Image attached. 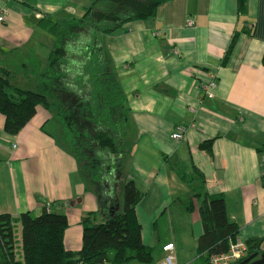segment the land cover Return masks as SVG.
<instances>
[{
  "label": "crops",
  "instance_id": "0c3cea01",
  "mask_svg": "<svg viewBox=\"0 0 264 264\" xmlns=\"http://www.w3.org/2000/svg\"><path fill=\"white\" fill-rule=\"evenodd\" d=\"M93 1L0 0V69L20 68L26 83L29 69L45 68L53 45L38 20L62 24L81 17ZM105 45L129 108L123 167L143 193L135 211L151 264L170 242L175 264H209V253L198 250L203 223L193 187L224 197L239 228L236 239H263L264 0H246L244 10L239 0H171L153 18L108 35ZM212 79L217 86L209 97ZM55 112L39 107L17 134L4 131L0 113V213L13 216L20 245V215L49 206L67 216L64 244L77 251L83 218L101 223L106 211L77 156L49 129ZM179 126L187 130L175 140ZM177 167L188 177L195 168L203 180L188 183ZM122 194L121 188L118 209ZM187 199L190 211L182 202Z\"/></svg>",
  "mask_w": 264,
  "mask_h": 264
},
{
  "label": "trees",
  "instance_id": "16d2710c",
  "mask_svg": "<svg viewBox=\"0 0 264 264\" xmlns=\"http://www.w3.org/2000/svg\"><path fill=\"white\" fill-rule=\"evenodd\" d=\"M168 1L171 0H94L81 17L62 24L42 17L38 25L53 37L43 71L29 69L28 75L32 77L23 87L17 81L20 68L1 67L0 113L4 115V131L17 134L34 118L39 107H55L70 150L93 185L106 219L91 223L89 216H85L82 245L74 251L64 244L68 227L65 214L52 211L49 206H44L38 215L22 213L18 245L13 216L0 213V264L153 262L152 249L142 241L135 211L143 193L134 179L125 177L123 153L130 128L129 108L105 39L131 22L153 18L159 6ZM245 7L246 0H239L240 10ZM202 147L211 152L209 143ZM177 172L188 183L203 180L195 168L191 177L183 167H177ZM121 188L123 203L118 209ZM193 190L200 199L203 223L199 252L228 251L239 228L228 217L224 197L199 187ZM182 202L187 210H192L191 199ZM246 245L245 257L234 264L253 256L244 263L249 264L264 256V238L250 239Z\"/></svg>",
  "mask_w": 264,
  "mask_h": 264
},
{
  "label": "built area",
  "instance_id": "2783aa9c",
  "mask_svg": "<svg viewBox=\"0 0 264 264\" xmlns=\"http://www.w3.org/2000/svg\"><path fill=\"white\" fill-rule=\"evenodd\" d=\"M4 21V13L0 14V22ZM155 35H159V32H155ZM217 86L216 80L212 79L206 86L205 93L207 96L212 97L213 91ZM187 128L184 126H179L172 133V138L175 140H181L184 138ZM174 243L170 242L163 246V251L165 252L164 257L156 262L155 264H175V256L173 253ZM247 253L246 242L241 239H235L230 242L228 251L218 254H209L208 262L209 264H234L237 261L245 257Z\"/></svg>",
  "mask_w": 264,
  "mask_h": 264
},
{
  "label": "rangeland",
  "instance_id": "374dc122",
  "mask_svg": "<svg viewBox=\"0 0 264 264\" xmlns=\"http://www.w3.org/2000/svg\"><path fill=\"white\" fill-rule=\"evenodd\" d=\"M43 69H44V68H43ZM40 71H43V70H40ZM17 81H18V83H20V85H22L23 87H25V86H24L25 82H24L22 76L19 75L18 73H17ZM52 108L55 109V107H52ZM55 110H56V109H55ZM54 119H55V123L50 124V125H49V129L53 130V131H54L53 133H54L55 137L58 139V141H59L63 146H65L67 149L70 150V146H69V144H68V142H67V139H66V137H65V135H64V132H63V130H62V126H61L59 120H58L57 117H56V112H55ZM124 157H125V158L128 157V152L126 151V148H125V147H124L123 158H124ZM125 160H126V159H125ZM121 202L123 203V194H122V197H121ZM136 262H137V261H136Z\"/></svg>",
  "mask_w": 264,
  "mask_h": 264
},
{
  "label": "water",
  "instance_id": "95a60500",
  "mask_svg": "<svg viewBox=\"0 0 264 264\" xmlns=\"http://www.w3.org/2000/svg\"><path fill=\"white\" fill-rule=\"evenodd\" d=\"M252 257H253V256H251L250 258H252ZM250 258L245 259V260H243L242 262H240V263H238V264H244V263L247 262ZM263 262H264V256H262L261 258L256 259V260L250 262L249 264H260V263H263Z\"/></svg>",
  "mask_w": 264,
  "mask_h": 264
}]
</instances>
